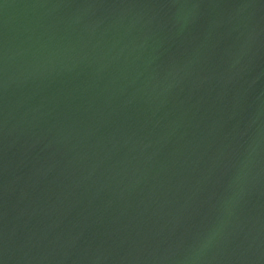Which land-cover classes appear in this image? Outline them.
Listing matches in <instances>:
<instances>
[{"label": "water", "instance_id": "1", "mask_svg": "<svg viewBox=\"0 0 264 264\" xmlns=\"http://www.w3.org/2000/svg\"><path fill=\"white\" fill-rule=\"evenodd\" d=\"M0 264H264V0H0Z\"/></svg>", "mask_w": 264, "mask_h": 264}]
</instances>
